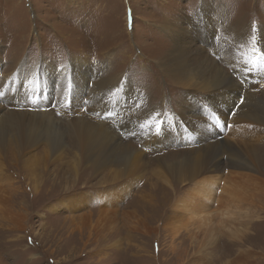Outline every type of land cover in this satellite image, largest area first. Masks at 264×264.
<instances>
[{"label": "rangeland", "instance_id": "1", "mask_svg": "<svg viewBox=\"0 0 264 264\" xmlns=\"http://www.w3.org/2000/svg\"><path fill=\"white\" fill-rule=\"evenodd\" d=\"M219 15L232 23L245 19L264 28V0H0V76L4 71L31 74L28 68L43 64L42 57L58 69L83 58L92 67L88 75L93 81L84 85V98L97 78L125 72L150 102L166 97L167 114L171 105L172 113L178 112L177 85L158 66L173 44L156 25L184 17L192 23L208 17L217 25L213 19ZM211 26L209 40L214 34ZM206 30L198 32L201 41L196 43L205 44L209 54L210 41H203ZM161 48L165 51L158 52ZM213 58L221 65L220 58ZM13 76L8 88L14 97L0 96L1 104L9 113L51 112V129L61 135L63 146L51 150L46 139L38 140L41 135L31 142L20 141L22 137L0 142V264H264V125L262 131L248 125L250 121H221L219 134L209 136L208 142L232 141L251 155L257 171L241 178L225 168L215 190L203 186L193 191L192 184L178 185L164 168L185 157L188 147L181 141L165 142L161 148L147 145L143 164L138 167L137 161L132 175L94 167L69 135L74 110L86 113L87 107L78 100L80 106L72 110L67 99L57 100L53 80H42V88L35 84L34 94L19 89V97L11 90ZM258 88L247 94L254 93L251 96L264 109L259 99L264 90ZM44 91L51 92L43 97ZM234 105L231 111L239 107ZM93 114L99 119L115 116ZM42 131L49 135L45 128ZM132 139L129 143L137 145ZM222 159L225 166L227 159ZM223 188L235 202H225L229 197ZM223 206L232 215H221Z\"/></svg>", "mask_w": 264, "mask_h": 264}, {"label": "bare ground", "instance_id": "2", "mask_svg": "<svg viewBox=\"0 0 264 264\" xmlns=\"http://www.w3.org/2000/svg\"><path fill=\"white\" fill-rule=\"evenodd\" d=\"M219 16H217L219 19L217 17L213 19L217 20L216 22L219 23L217 25L212 23L214 21L209 20L208 17L204 21L196 23H192L188 17H184L181 21L169 19L161 25H156L160 31L169 36L173 44L169 53L164 55L161 60L159 59L158 66L163 75L177 85L179 90L177 96L180 95L176 101L178 112L172 113L174 109L172 110L173 105H171V113L167 114L166 97H162L160 101L156 100V103L150 102L148 94L146 95L140 87L130 84L131 80L125 72L110 75L105 80L103 77L97 78L95 81L97 86L95 87L94 84L92 89L89 88V97L84 98L82 92L85 90L84 85H88V82L91 81L92 75H88V72L92 67L83 58L73 59L69 64L58 69L54 65H48L42 57L43 64L28 68V71L32 72L31 74H23L21 70L8 75V71H4V75L0 76V96H3L4 100L14 97L11 96L8 88V83L13 75L11 90L15 91L14 93H17L19 97L21 96L19 89L25 90L27 95L29 92L34 94L36 92L35 84L42 88L40 83L42 80H53L55 81L53 96L57 100L67 99L74 105L72 110L80 106V103L87 107L86 113L82 110H74L75 117L71 118L73 120L69 126L70 134H68L74 147L82 156L92 161L94 167L107 166L117 174L132 175L137 170L135 163L139 161L138 167L143 164V151L150 149L147 145L151 144L152 147L161 148L165 142L181 141L188 147V152L185 157L177 158L172 163L164 165L166 173L169 177L174 178L178 185L192 184L193 191L203 186L209 191H213L214 187L216 188L218 185L216 183L218 174L225 168L229 169L228 173H236L243 178V176H251L253 171H257V167L255 168L251 155L234 147L232 141L213 139L208 142L209 136L213 137L219 134V127H221L219 124L224 120H230L236 125L250 121L248 125L255 126L256 130L264 125V109H261L260 104H257L258 100L251 96L254 93L247 94L250 89L256 90V88L259 89L258 87L264 90L262 85L264 83V28H258L245 19L232 23L226 17L222 19V15ZM183 22H186L185 26L181 25ZM209 26L214 28V34L210 35V40ZM203 29H207L208 34L207 39H203V41H210L211 44V48L208 49L209 54L204 52V49L207 48L205 44L196 43L198 39L201 41L198 32L204 31ZM164 51L165 48L158 50V52ZM213 56L220 58L221 65H218V61ZM111 58L112 56L109 55L107 61ZM104 64L100 65L101 70ZM100 69L99 71H101ZM16 81H18L17 84ZM92 83L93 81H91ZM178 86L182 88L181 93ZM67 91L70 94H67ZM47 92L44 91L43 97L47 96ZM245 94L247 95L244 96ZM259 99L264 100V91ZM4 100L2 101L4 102ZM239 100L244 101L241 104ZM233 104L239 105L235 111L230 110ZM60 105L56 103L54 106L56 109H61ZM236 105L233 108H236ZM249 106L255 107L254 110ZM261 106L264 107V104ZM95 111L103 114L113 113L115 116L99 119L93 114ZM10 112H8V107L0 102V115H3L0 118V142H4L6 139L15 140L17 137H22L20 141L31 142L41 135L42 137L38 140L46 139L45 144L51 150L58 151L62 148L61 135L57 137L55 130L51 129L53 125L51 112L48 113L43 109ZM228 113H232L233 117L226 119ZM43 128L49 132V135L45 136ZM241 128L240 130H242ZM62 129L61 126L57 130L61 131ZM254 134L250 136H257ZM131 138L137 145L129 143ZM240 142L239 139L237 143ZM196 143L197 146H192ZM262 144L263 153L264 143ZM223 156L227 159L225 166ZM223 191L229 197L228 190L225 191L223 188ZM235 199L229 197L225 202L233 203ZM227 209L228 207L224 208L223 206L221 215H232V212ZM213 237L214 235H211V238Z\"/></svg>", "mask_w": 264, "mask_h": 264}]
</instances>
